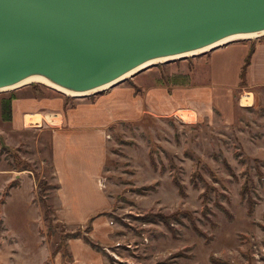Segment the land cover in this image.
<instances>
[{
    "label": "rangeland",
    "instance_id": "obj_1",
    "mask_svg": "<svg viewBox=\"0 0 264 264\" xmlns=\"http://www.w3.org/2000/svg\"><path fill=\"white\" fill-rule=\"evenodd\" d=\"M165 64L153 67L165 71ZM29 87L75 98L39 83L21 89ZM18 90L0 92V264H72L61 258L67 233L91 232L44 224V204L55 221L50 139L13 130L4 111ZM227 91L215 88L214 99ZM236 102L228 124L216 113L193 123L146 116L115 126L99 181L112 207L99 218L108 222L102 239L95 235L106 264H264V99L248 111L246 99L244 107Z\"/></svg>",
    "mask_w": 264,
    "mask_h": 264
},
{
    "label": "crops",
    "instance_id": "obj_2",
    "mask_svg": "<svg viewBox=\"0 0 264 264\" xmlns=\"http://www.w3.org/2000/svg\"><path fill=\"white\" fill-rule=\"evenodd\" d=\"M247 42H232L196 57L169 62L165 71L150 67L135 74L131 85L126 80L93 97L67 101L59 95L29 93L30 87L16 91L12 102L13 130L34 131L41 140L50 139L55 222L67 228L91 224L88 236L92 243L96 244L97 230L98 238L102 239L100 230L107 221L99 218L108 214L112 202L100 183L109 152L108 140L115 126L138 123L146 116L177 119L187 116L193 123L213 118L216 113L228 124L231 98L234 104L240 100L242 107L246 99L247 111L256 102L263 103L264 39L256 43L247 85L240 86L241 70L251 47ZM136 87L141 89L140 93ZM215 88L227 89V94L216 101ZM229 90L238 91L242 101ZM217 104H222L221 108ZM66 245L72 264H106L101 252L83 237L70 238ZM61 258L64 262L63 255Z\"/></svg>",
    "mask_w": 264,
    "mask_h": 264
},
{
    "label": "water",
    "instance_id": "obj_3",
    "mask_svg": "<svg viewBox=\"0 0 264 264\" xmlns=\"http://www.w3.org/2000/svg\"><path fill=\"white\" fill-rule=\"evenodd\" d=\"M261 32L264 0H0V90L41 75L88 92L153 59Z\"/></svg>",
    "mask_w": 264,
    "mask_h": 264
},
{
    "label": "bare ground",
    "instance_id": "obj_4",
    "mask_svg": "<svg viewBox=\"0 0 264 264\" xmlns=\"http://www.w3.org/2000/svg\"><path fill=\"white\" fill-rule=\"evenodd\" d=\"M262 36H264V32L234 35V36L227 37V38L217 42L216 44L209 46V47H206V48H203L201 50L199 49V50L187 52L186 54H182V55H176V56H171V57H161V58L153 59V60L148 61V62L140 65L139 67L129 71L128 73L124 74V76H122L118 80L113 81L111 84L102 86L100 88H97L95 90H91L88 92H75L73 90H70V89H67L64 87H60V86L56 85L55 83H53L48 78L41 76V75L31 76V77L13 85V86H10L9 88L1 89L0 92L13 90V89L14 90L21 89V88L27 87L31 84L39 83V84L45 85L46 87L54 89L55 91H58V92L66 95V96L75 97V98L89 97V96L95 95L99 92H103V91L107 90L108 88L116 85L119 82L122 83L123 81L133 77L135 74L140 73L141 71H144L150 67L160 65V64L169 63L171 61H178V60H182V59H186V58L196 57V56L205 54V53H207V52L211 51L212 49L219 47V46L221 47L223 45H226V44H229L232 42H236V41H241V40L257 39V38H260Z\"/></svg>",
    "mask_w": 264,
    "mask_h": 264
},
{
    "label": "trees",
    "instance_id": "obj_5",
    "mask_svg": "<svg viewBox=\"0 0 264 264\" xmlns=\"http://www.w3.org/2000/svg\"><path fill=\"white\" fill-rule=\"evenodd\" d=\"M255 50H256V43L255 44H251V47H250V49H249V52H248V55H247V57H246V59H245V62H244V65H243V67H242V70H241V74H240V78H241V87H244V86H246L247 85V71H248V68H249V66L251 65V60H252V57H253V55H254V53H255ZM140 90L139 89H137V92H139ZM14 99V98H13ZM6 104H7V106L5 107V111H4V114H6L7 112H8V115H9V118L11 119V113H12V100H10V101H8V102H6ZM7 110V111H6ZM27 167H29L27 164H26V168H23V169H21V170H26V169H28ZM19 168H21V167H19ZM18 169V168H17ZM194 177H192V179H193ZM178 185H179V187H181L180 186V184L178 183ZM251 189H249V187H248V185H245L244 187H243V189H242V196L244 197V195H246L249 191H250ZM45 191V189H42V192H44ZM4 195H5V193H4ZM41 195V194H40ZM4 197V196H3ZM3 203V201H2V199H1V201H0V204H2ZM44 210H45V212H44V224H47V225H50V224H52V223H54L55 221H54V218L52 217V216H50V212L48 213V211L46 210L47 208H45L46 207V205L44 204ZM250 211H252L251 209H249ZM164 220H165V218H164ZM58 224H60V223H58ZM61 225V224H60ZM87 228H88V231H87V233H90L91 232V230H92V228H91V224H88L87 225ZM50 231H51V229H50ZM81 236V234H80V231H77V232H73V233H67V235H66V238H79ZM83 239L85 240V242L87 243V244H89L93 249H95V250H97V251H101V248H100V246L99 245H97V244H94V243H92V241H91V239L89 238V237H87V236H84L83 237ZM66 245V244H65ZM66 250H67V253H64V256H63V258L64 259H69V258H71L70 257V253L68 252V249H67V245H66ZM59 253V252H58ZM57 252H53V255L54 256H56L57 254H58Z\"/></svg>",
    "mask_w": 264,
    "mask_h": 264
},
{
    "label": "built area",
    "instance_id": "obj_6",
    "mask_svg": "<svg viewBox=\"0 0 264 264\" xmlns=\"http://www.w3.org/2000/svg\"><path fill=\"white\" fill-rule=\"evenodd\" d=\"M102 185V184H101Z\"/></svg>",
    "mask_w": 264,
    "mask_h": 264
}]
</instances>
